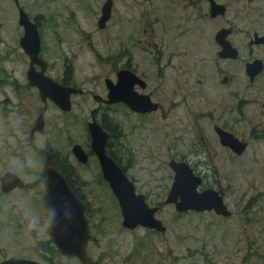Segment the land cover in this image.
I'll return each mask as SVG.
<instances>
[{
	"label": "rangeland",
	"instance_id": "rangeland-1",
	"mask_svg": "<svg viewBox=\"0 0 264 264\" xmlns=\"http://www.w3.org/2000/svg\"><path fill=\"white\" fill-rule=\"evenodd\" d=\"M104 1L18 0L17 7L29 19L35 17L38 21L40 57L49 67L44 74L59 82L62 68L69 66L71 71L65 75L66 82L83 91L80 96L69 97L68 112H61L45 101L43 131L34 133L29 142L31 123L42 104L34 87L27 86L25 71L28 64L18 47L21 28L17 25L16 7L12 0H0V176L11 172L25 184L22 191L11 195L0 193V261L30 258L45 264H78L55 251H47L43 245L46 224L41 206L44 193L40 179L42 155L38 151H49L56 159H66L72 143L85 145L83 125L96 104L90 94L105 95L103 81L110 79L109 62L119 43L126 45V39L158 43L170 38L168 30L176 20L173 3L178 0H110V18L101 30L96 27V21ZM217 1L228 5L227 14L210 21L202 16V5H199V19L195 21L198 37L186 38L188 43H199L192 44L188 50L201 56L202 50L208 49L201 40L211 39L220 27L232 26L229 41L239 51L237 59L230 62L227 75L233 79L232 91L243 90L247 85L243 74L247 54L243 44L252 32H264V23L263 30L259 26L264 0L250 3L246 0ZM147 16L149 24H153L150 32L145 24ZM173 17L175 20L170 22ZM263 54L264 51L256 50L253 56L262 58ZM199 66L198 71H201ZM263 83L264 78H259L255 90L259 91ZM255 90L247 89L246 95L251 97ZM101 110L98 109V115H104L111 123L115 118L113 108ZM117 116L126 132L128 120L121 117L120 112ZM233 124L231 130L235 133L245 135L250 130L241 124ZM135 160L132 173L138 174V170L156 165L166 170L164 162L162 166L159 164V159L150 158L147 160L150 165L146 160ZM244 161V175L233 176L226 166L221 170L231 186V190L225 192V201L233 213L230 219L197 215L192 211L176 213L167 205L158 216L165 227L163 236L149 234L146 230L133 233L123 230L119 213L105 188L98 186L99 190L92 191L85 187L83 192L88 198V208L84 215L89 229L85 251L88 259L92 264H264V233H261L264 228V144L249 143ZM74 165L85 179H90V173L96 169L93 160L85 167ZM228 171L234 181H229ZM165 173L168 174L167 170ZM161 184L163 186V181ZM92 189L97 187L92 185ZM245 205H248L247 210ZM30 222L34 227H29ZM139 247H142L138 250L140 253L135 255Z\"/></svg>",
	"mask_w": 264,
	"mask_h": 264
},
{
	"label": "flooded vegetation",
	"instance_id": "flooded-vegetation-1",
	"mask_svg": "<svg viewBox=\"0 0 264 264\" xmlns=\"http://www.w3.org/2000/svg\"><path fill=\"white\" fill-rule=\"evenodd\" d=\"M252 1L246 0L247 3ZM12 2L16 7L18 19V11L21 10L17 7L18 0L15 2L12 0ZM212 2L223 6L224 13L211 17L209 15L210 3L207 0H178L173 3L176 10V20L174 17L170 18V22L175 21L168 30L170 34L169 39H162L158 43L150 40L142 42L139 39H126V45L119 43L114 49L109 62L110 79L105 78L103 81L105 95L100 97L90 94V98L96 104L89 111L88 119L83 125L85 129V145L79 144L78 142L72 143L68 148L66 159H56L49 151H38V154L42 155V160L44 152L49 153L50 165L63 177L68 189L71 190L75 198L82 204L85 221L87 220L85 217L86 214L84 215V213H86V209L88 208V198L83 192L85 187L94 191L99 190L98 186H103L121 218L118 199L113 191L110 190L108 183L103 179L98 159L91 146V136L88 131V126L92 123L96 124L106 135L102 148L103 154L110 159L112 164L125 177L131 189V204H138L146 210L152 211V218L158 221L162 227L164 226L158 216L162 214L164 206L170 205L173 209L175 206L174 202L170 204L165 203L174 181V172L171 168L173 164H184L190 170L191 176L193 177L192 182L195 183L194 196L198 197L205 192H214L220 197L229 215L227 217L216 215L212 209L201 212L192 211L193 213L197 215L208 214L223 220H228L233 216L231 208L228 207V203L225 201V192H229L231 186L228 184V179L224 178L221 170L226 166L232 170L231 173L233 176L244 175V155L249 147V143L262 142L264 144V119H261L264 117V83L259 91L255 90L258 89V79L264 78V56L261 55L262 58L253 56L256 50L264 51V32L258 34L252 32L251 36L245 39L243 45L246 50L247 61L243 64V74L246 78L247 85L243 90L236 89L232 91L233 79L227 74L229 72L230 62L237 59L239 51L229 41L233 33L232 26L220 27L215 31L211 39L201 40L200 43L208 48L207 50H202L203 54L201 56H197L198 52L188 50L192 44L197 45L199 43L198 41H189L190 43L186 41V38L192 35H195L196 38L198 37V32L196 33L198 26L196 27L195 21L197 18L199 19V5H202V16L210 21L224 18L225 14H227V4H220L217 0H212ZM24 15L27 17L25 13ZM263 16L264 11H261L259 15V26L261 30H263ZM27 19L35 25L38 36L39 28L37 19L35 17L32 19L27 17ZM145 24L150 32L153 29V24H149L148 16L145 19ZM17 25L21 28L19 40L23 35V28L18 22ZM157 25L155 24V26ZM166 25L167 23L163 25L164 33L166 32ZM222 30H228L224 40L235 49L236 58L234 59L218 56V53L221 51L220 43L222 40L216 39V35ZM254 36L261 40L257 42V38ZM18 47L20 48L19 44ZM20 50L23 53L21 48ZM23 55L27 59L28 69V57L24 53ZM38 58L41 59L40 52L38 53ZM254 60L260 61L262 70L250 82L245 73V69L246 65ZM42 62L44 64L43 75L47 77L44 73L49 67L45 61L42 60ZM198 66L201 68V71H198ZM33 68L35 71L39 70L38 66H34ZM213 69L215 72L210 73L209 71H213ZM69 71H71V67L69 66L62 68L59 82L48 78L61 87L77 90L75 94H70L69 97L75 95L80 96L83 91L77 87L70 86L66 82L65 75ZM105 81H108L112 89L113 102L110 104L107 103L108 90ZM34 89L37 91L36 88ZM247 89H254L256 92L250 97L246 95ZM46 101L52 103L47 99ZM258 102L261 109L259 113ZM109 106L115 112V118H113L111 123L104 115H98V109L101 110V108H107ZM119 112L121 117L128 120L126 132L122 124L118 121L117 115ZM233 123L237 125L241 124L242 127H249L250 130L245 135L241 132L235 133L231 130V124ZM220 132L232 135L243 146L241 152L238 154L234 153L227 146L223 145L219 138ZM31 138H29V142ZM74 147H78L81 153V159L84 162H79L75 158L72 152ZM136 158L146 161L150 160V158L153 160L159 159L161 166L164 162L168 174L165 173L166 170L157 167V165L151 169L149 167L147 169L142 168L138 170V174L132 173L136 165ZM91 160L95 162L96 169L93 173H90V179H85L80 175L79 168L74 164L85 167ZM147 162L150 165V161ZM6 173L11 172H4L0 176V179ZM228 173L226 175L229 181H234L229 171ZM40 179L43 187L41 172ZM162 181L163 186L161 184ZM167 181H169L168 188L166 187ZM92 185L96 186L97 189H92ZM23 188H25V184L22 188H14L6 192L0 189V193L7 196L14 192L22 191ZM90 190L88 192L92 196V191ZM176 201H179V196H176ZM247 206H244L245 210H247ZM245 210L244 212H246ZM262 212H264V208ZM45 224L46 240L43 245L47 247L46 250L55 251L61 257L73 259L80 264L75 257L62 255L55 248L47 234L46 220ZM87 224L88 222H86L88 235L89 229ZM123 230L130 233L137 230H146L149 234L163 236L165 227L162 233L139 225L135 226L132 230L125 228ZM261 233H264V228ZM88 238L89 235L87 241ZM87 241L83 245V251L88 260V264H92L85 251ZM140 248L142 247H139L135 251V255L140 253L138 251ZM16 260L37 262L30 258H9L1 260L0 263ZM37 263L45 264L43 262Z\"/></svg>",
	"mask_w": 264,
	"mask_h": 264
},
{
	"label": "water",
	"instance_id": "water-1",
	"mask_svg": "<svg viewBox=\"0 0 264 264\" xmlns=\"http://www.w3.org/2000/svg\"><path fill=\"white\" fill-rule=\"evenodd\" d=\"M14 2L16 0H13ZM210 3L209 15L214 17L224 13V7L219 6L207 0ZM110 0L104 1L100 9V17L96 22V27L102 29L105 22L110 16ZM17 22L23 28V35L18 40V44L23 53L28 57L29 66L26 70V80L28 84L37 89L39 99L42 103V109L33 121L30 128L29 138L34 133L40 134L43 131V110L45 109L46 99L51 101L59 110L67 112L69 110V95L75 94L77 90L72 88L61 87L54 83L48 77L43 75L44 64L38 58L39 39L36 32V27L28 21L24 13L18 11ZM228 30H222L217 33L216 39L222 40L220 43L221 51L218 56L221 58L229 57L236 58V51L225 40L224 37ZM256 37V36H254ZM257 38V42L258 39ZM34 66H38L39 70L35 71ZM262 70L260 61L254 60L246 65L245 73L251 82L253 78ZM107 93V103H112V89L108 81H105ZM130 102V101H129ZM88 131L91 136V146L98 159L103 179L108 183L110 190L113 191L118 199L119 210L121 215V226L125 229L132 230L139 225L149 229H154L162 233L164 227L158 221L152 218V211H148L138 204L132 205L130 202L131 189L127 184L125 177L112 164L109 158L103 154V143L106 135L94 123L89 124ZM220 142L227 146L232 152H241L243 146L240 145L232 135L220 132ZM72 152L79 162H84L81 159V153L78 147H74ZM50 155L44 152L41 165V177L44 193L41 197V206L44 210V216L47 223V234L55 248L62 254L68 257H75L80 264H88V260L84 255L83 245L87 241V226L83 216V206L75 198L71 190L68 189L63 177L50 165ZM171 166V165H170ZM174 172V181L168 193L166 204L174 202V210L178 213L186 211H209L213 210L216 215L227 217L229 212L222 204L220 197L214 192H205L198 197L194 196L193 177L190 170L184 164H173L171 166ZM127 185V186H126ZM23 181L12 173H6L0 179V189L4 192L14 188H22ZM129 190V191H128ZM212 194V195H211ZM211 195V196H210ZM176 196H179V201H176ZM47 206V212H45ZM49 219L52 220L51 228L48 227ZM0 264H41L32 261L16 260L4 261Z\"/></svg>",
	"mask_w": 264,
	"mask_h": 264
},
{
	"label": "clouds",
	"instance_id": "clouds-1",
	"mask_svg": "<svg viewBox=\"0 0 264 264\" xmlns=\"http://www.w3.org/2000/svg\"><path fill=\"white\" fill-rule=\"evenodd\" d=\"M45 212H47V206H45ZM52 226V220L49 219L48 221V227L51 228ZM29 227H34V225L30 222Z\"/></svg>",
	"mask_w": 264,
	"mask_h": 264
},
{
	"label": "trees",
	"instance_id": "trees-1",
	"mask_svg": "<svg viewBox=\"0 0 264 264\" xmlns=\"http://www.w3.org/2000/svg\"><path fill=\"white\" fill-rule=\"evenodd\" d=\"M54 157V156H53Z\"/></svg>",
	"mask_w": 264,
	"mask_h": 264
}]
</instances>
